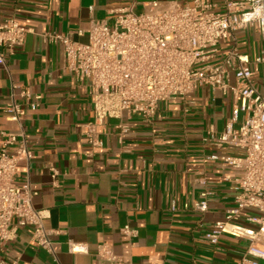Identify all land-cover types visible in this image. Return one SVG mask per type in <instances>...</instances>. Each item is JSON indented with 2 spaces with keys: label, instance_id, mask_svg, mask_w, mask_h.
<instances>
[{
  "label": "crops",
  "instance_id": "0c3cea01",
  "mask_svg": "<svg viewBox=\"0 0 264 264\" xmlns=\"http://www.w3.org/2000/svg\"><path fill=\"white\" fill-rule=\"evenodd\" d=\"M221 10L224 0H212ZM161 2L191 5L192 0H0V17L15 18L31 33L0 66V132L23 128L32 159L18 165L17 181L29 178L38 193L34 206L48 211L45 226L56 232L54 254L36 247L33 230L20 228L14 241L0 248V263L103 264L98 248L110 246L124 264H238L246 241L224 235L213 246L205 235L236 206L230 178L237 172L221 156L235 150L218 147L210 134H222L238 102L203 88L187 99L161 103L153 120L125 113L98 126L102 141L92 148L84 125L94 122L88 84L78 83L65 66L62 44L46 36L69 37L86 44L94 20L113 22L112 11ZM263 43L253 29L236 32L221 46L255 57ZM255 85L264 94V65H252ZM14 85L41 95L36 111L27 109L23 123L5 113ZM19 93V89L16 90ZM243 120L233 122L238 128ZM22 127V128H21ZM13 150L11 149V152ZM215 157H218L215 159ZM51 168L59 175L52 178ZM209 190V210H183ZM176 203L180 210L171 211ZM129 226L135 234L122 231ZM86 246L71 253L69 243ZM264 264V262H261Z\"/></svg>",
  "mask_w": 264,
  "mask_h": 264
},
{
  "label": "built area",
  "instance_id": "2783aa9c",
  "mask_svg": "<svg viewBox=\"0 0 264 264\" xmlns=\"http://www.w3.org/2000/svg\"><path fill=\"white\" fill-rule=\"evenodd\" d=\"M218 7L212 0H192L185 6L151 2L142 10L132 3L112 11V23L94 20L86 44L69 37H46L62 44L66 69L78 83L89 86L95 121L83 126V135L92 148L102 146L97 128L107 119H118L127 113L151 121L161 103L190 98L203 88L232 94L238 102L234 118L219 136L212 132L210 141L220 148L235 150L234 156H221V160L237 172L229 179L236 206L205 235V241L217 246L224 235L245 240L246 249L238 264H261L264 94L255 85L252 65H264V0H224L221 10ZM247 29L260 35V54L250 57L233 49L219 60L222 44ZM29 33L31 30L17 19L0 17V66H6L7 54L12 56L24 46ZM41 100V95L14 85L5 113L21 126L27 109L38 110ZM241 115L243 120L235 128L233 122ZM31 159L23 128L19 133L0 132V248L14 241L20 228L27 227L33 230L36 247L54 254L56 232L45 226L48 211L35 208L38 193L29 178L17 181L19 163H29ZM51 171L56 183L59 173L56 168ZM212 196L206 190L191 206L185 204L183 210L204 215ZM179 210L173 203L171 211ZM122 232L136 233L129 226ZM69 250L74 254L88 252L86 246L74 242L69 243ZM96 257L103 264H124V259L108 245L100 246Z\"/></svg>",
  "mask_w": 264,
  "mask_h": 264
}]
</instances>
